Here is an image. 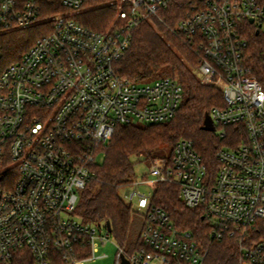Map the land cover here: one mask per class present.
<instances>
[{
  "label": "built area",
  "instance_id": "2783aa9c",
  "mask_svg": "<svg viewBox=\"0 0 264 264\" xmlns=\"http://www.w3.org/2000/svg\"><path fill=\"white\" fill-rule=\"evenodd\" d=\"M48 3L0 0L5 30L49 24L20 61L2 67L0 51V264H86L97 241L110 242L105 223L76 214L98 156L119 126L169 123L184 98L170 76L121 73L134 31L154 19L195 51L202 83L224 96L209 114L216 131L226 138L233 126L237 139L217 151L214 171L189 139L169 161L150 162L125 196L144 219L139 245L127 252L116 242L115 264L205 263L193 234L152 204L159 183L175 185L180 202L202 212L213 240L236 241L242 264H264V88L247 62V23L264 34V0H108L116 19L104 32L79 21L88 0H56L61 11L51 17ZM172 4L184 6L173 27L161 15ZM142 187H152L149 196Z\"/></svg>",
  "mask_w": 264,
  "mask_h": 264
},
{
  "label": "trees",
  "instance_id": "16d2710c",
  "mask_svg": "<svg viewBox=\"0 0 264 264\" xmlns=\"http://www.w3.org/2000/svg\"><path fill=\"white\" fill-rule=\"evenodd\" d=\"M49 0H44L45 4ZM46 10L48 17L61 11L56 0ZM108 0H88L86 11L79 21L97 32H104L116 17V9L106 5ZM184 6L172 4L161 15L168 24L175 26L182 17ZM45 24L24 29L5 30L0 27V51L2 67L21 60L22 56L41 38L48 29ZM249 48L247 62L252 74L264 88V34L247 23ZM123 76L138 81H149L164 77L176 79L182 86L184 98L176 117L169 123L146 126H119L105 148L103 166L94 167L95 175L80 195L76 214L87 223L109 222L111 235L130 252L137 248L138 241L129 238L134 211L120 191L136 182L135 162L137 155H146L149 161L156 159L154 152L165 147L173 150L181 139L195 143L210 170H216L217 151L233 146L237 139V128H226V138L216 132L203 130L205 118L215 107L225 105L222 92L214 86L203 84L199 77V58L195 51L179 38L168 32L156 19L144 21L133 33L130 47L121 62ZM166 157H164L165 159ZM152 204L164 209L175 226L189 231L193 239L207 252L204 264H242L238 243L232 240L217 242L210 237L209 227L199 209H188L178 198L175 185L159 183ZM257 237L264 236V220L258 222ZM16 264H32L29 258H20Z\"/></svg>",
  "mask_w": 264,
  "mask_h": 264
},
{
  "label": "rangeland",
  "instance_id": "374dc122",
  "mask_svg": "<svg viewBox=\"0 0 264 264\" xmlns=\"http://www.w3.org/2000/svg\"><path fill=\"white\" fill-rule=\"evenodd\" d=\"M116 19V17H115ZM115 20L112 22V24L108 27H112L114 24ZM47 26V24H45ZM49 26V25H48ZM107 28V29H108ZM48 29V27H46ZM167 76V74H165ZM201 80V79H200ZM202 82V81H201ZM173 153V150L169 147L162 148L160 150H157L154 152V156L156 159H154V162H159V163H164L165 159L167 161L170 160V157ZM164 157H166L164 159ZM133 161L135 162V173H136V181L141 182L145 179L146 175L149 174V169H150V162L149 159L147 158L146 155H137L133 158ZM105 162V154L101 153L98 158H97V165L100 167L104 165ZM132 186V185H131ZM131 186L122 189L120 191V195L128 202L126 199V194L129 192V189ZM152 188V187H151ZM151 188L147 187H142L140 190L142 193H145L147 196L151 193ZM153 191L155 192L156 187L152 188ZM155 194V193H154ZM81 195V194H80ZM154 198V196H153ZM153 202V199H152ZM129 203V202H128ZM130 204V203H129ZM133 209V208H132ZM134 211V216L133 220L130 226V231H129V238L131 241L136 242L141 236L142 228H143V223L144 219L142 216H140V213ZM100 234V232H97V236ZM101 234L105 235V232H102ZM117 241L115 240L114 236L112 235L110 242L107 244L103 245L99 241H97V253H96V259L91 262H87L86 264H115L116 261V255L118 253V248L116 246ZM128 252V251H127Z\"/></svg>",
  "mask_w": 264,
  "mask_h": 264
},
{
  "label": "water",
  "instance_id": "95a60500",
  "mask_svg": "<svg viewBox=\"0 0 264 264\" xmlns=\"http://www.w3.org/2000/svg\"><path fill=\"white\" fill-rule=\"evenodd\" d=\"M250 22L253 23V20H251ZM203 130L207 131V132H215L216 131L214 123H213L211 116L209 114L206 115ZM106 227H107V230L110 232L111 231V225L109 222L106 223ZM122 264H130V262L126 258L123 257V263Z\"/></svg>",
  "mask_w": 264,
  "mask_h": 264
}]
</instances>
